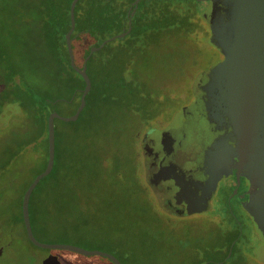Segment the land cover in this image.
I'll list each match as a JSON object with an SVG mask.
<instances>
[{"label": "rangeland", "instance_id": "1", "mask_svg": "<svg viewBox=\"0 0 264 264\" xmlns=\"http://www.w3.org/2000/svg\"><path fill=\"white\" fill-rule=\"evenodd\" d=\"M85 1L79 3L78 9H84ZM145 5L159 12L173 11L177 16L199 14V6L190 0H153ZM54 12L57 23L55 36L60 40L63 39L60 24L66 21L63 3ZM118 12L119 15L115 17L119 19L105 27L104 33L94 35L84 43H75L76 64L80 63L79 59L87 47L98 46L123 31L121 18L124 11L121 9ZM43 17L39 0H0V88L5 84L7 67L17 64L21 51H25L22 57L25 67L34 70L39 78L49 70L55 72L47 65L52 52L44 44L49 34L41 28ZM196 17L194 20L201 26L200 31L190 34L189 38H172L166 33L162 35L161 41L152 38L147 43L150 49L131 56L130 64L125 69L126 77L137 80L144 87L150 84L154 88L153 92L159 95L158 98L165 100L158 118L149 125L151 128L166 125L176 110L188 104L192 99L191 85L195 77L221 60L218 50L204 39L209 33L206 24L199 15ZM81 29L77 12V23L72 35H77ZM120 39L108 43V49L95 52L94 58L99 61L110 55L111 64H120L117 62L121 52L118 51ZM115 54L116 57L112 59ZM15 81L21 80L16 76ZM75 81L79 82V79L76 77ZM60 94L64 96L67 93L63 91ZM1 100L9 101L8 98ZM63 101L65 98H60L53 106H47L46 110L43 108L44 113L55 111L64 117L70 116L75 104L68 105ZM7 104L0 103V156L9 143L14 144L20 138L21 133V119L7 115ZM42 119L43 116L38 120L40 126ZM61 122L54 121V164L59 169L57 177L42 181L30 197V204L33 201H46L48 226L39 228L35 223L32 224L36 238L41 243L67 244L88 251L105 252L115 256L122 264H221L225 254L230 255L229 240L232 238L226 240L223 232L233 229L236 234L239 227L230 217L228 202L220 211L205 209L199 214L175 217L162 211L153 195L150 197L147 193L142 195L133 190L135 185L139 188L144 183L140 140L149 127H143L135 136V147L127 155L129 160L122 165L114 184V180L108 177V169H104L106 176L97 180L89 179L85 173L79 181L71 179L73 173L67 170L69 163L65 157L63 139L68 138L72 127ZM133 125L129 126L128 133L133 131ZM30 134L34 136V129ZM30 134L23 137L28 138ZM44 139H47V131L43 132L41 139L29 145L0 177V264H42L48 255H54L61 264H110L103 257L39 249L26 240L19 223L20 196L32 178L44 169ZM134 174L137 180H134ZM56 183L72 187L73 190L69 193L64 190L61 195L54 194L51 188ZM148 192L151 194L150 190ZM235 203V200L231 201L233 209ZM235 213L240 221L239 226L243 228V235L233 250L232 259L222 264H260L253 256V244L248 243L254 236L251 224L242 214ZM78 216L79 224L72 225L75 219L78 221ZM64 221L67 223L64 224ZM238 254H243L246 259L237 262Z\"/></svg>", "mask_w": 264, "mask_h": 264}, {"label": "trees", "instance_id": "2", "mask_svg": "<svg viewBox=\"0 0 264 264\" xmlns=\"http://www.w3.org/2000/svg\"><path fill=\"white\" fill-rule=\"evenodd\" d=\"M39 1L41 2L44 14L41 28L49 34L44 44L52 52L50 53L51 59L47 65L50 68L52 67L55 72L49 70L45 76L39 78V75L34 70L25 67V62L22 59L25 51L18 53L19 60L14 67H7L5 84L0 88V99L8 98L9 101L1 100L0 103L5 102L9 103L7 105H15L18 107L17 112L10 113L6 111V113L7 115H14L21 119L19 123L21 133H19L20 138L16 142H13L14 144L9 143L1 153L0 177L5 174L8 167L16 158H20L21 153L29 145L36 142L38 138H42L43 132L46 131L47 127L45 119L52 112L45 111L44 113L43 108L46 110L47 106H53L57 100L65 98L64 103L68 105L75 104L74 111L71 113L72 115L79 105L80 96L85 86L82 78L70 66L65 45L64 35L70 27L69 6L72 0ZM81 1L83 0L77 2L74 9L75 22L77 23L78 12V20L82 28L77 35H71L74 58L75 49L77 50L75 43H84L92 36L104 33L105 27L110 26L114 21L119 19V17H115L117 15H115L109 2L106 0H100L99 7L95 6L94 0H87L85 1L84 9H78ZM60 3H63L66 21L62 24L59 22L60 26H62L63 33V36L61 35L63 39L60 38L59 40L55 36V24L57 23L54 10L59 7ZM141 17L142 19L139 17L138 21L133 24L131 31L123 39H120L118 51L120 50L121 52L117 60L120 64H111L109 60L110 55L98 61L94 58L95 52L89 57L86 63V73L90 79L91 88L85 97V106L76 121L61 122L72 127L71 134L68 138L64 137L63 139L66 148L65 157L69 163L67 170L70 169L71 174L73 173L71 179L79 181L85 173L89 179L97 180L99 177L106 176L104 169H108V177L113 179L115 184L116 180H118V173L121 172L122 165L129 160L127 155L135 147V141H133L135 136L138 135L143 127H149L158 118L162 105L165 103V100H160L158 98L159 95L153 92L154 88L150 84L144 87L137 80L125 76V69L130 64V57L135 56L136 53H145L150 49V46L147 44L149 40L156 37L157 41H161L164 33L172 38H189L190 34L201 30L200 25L196 23L192 14L177 16V13L175 14V12L170 10L160 12L153 10ZM85 34H87V37H85ZM83 36L85 40H83ZM108 43L99 52L108 49ZM58 48H60V51H58ZM91 48H86L79 59V64L74 62L77 67H82L84 59L88 56ZM115 57L116 54L112 59ZM16 76L21 80L20 82L15 81ZM76 77L79 79V82L75 81ZM63 91L67 93V96L60 94ZM158 108L160 109L159 111ZM42 116L43 123L40 126L38 120ZM130 125H133V131L128 133ZM33 129L34 136L32 137L30 133ZM27 133L30 136L24 138L23 136ZM44 142L46 155L44 161L45 167L47 161V139H44ZM58 171L59 169L54 164L52 171L37 184L31 196L36 192L42 181L49 178H56ZM133 177L134 180H137V175L134 174ZM29 184H27L25 189ZM135 186L136 188L134 187L133 189L135 192H140L142 195L145 193L142 187L139 186V190L138 186ZM25 189L20 196L19 205H21V198ZM51 189L52 193L58 195H61L64 190L68 191V193L73 190L72 187H65L64 184L60 185L57 183ZM45 202V200L39 202L33 201L30 204L29 200V218L35 238L36 235L33 231L32 224L35 223L39 228H46L49 224L48 214L45 211ZM77 218L78 221L75 219L73 224L72 222L70 224L78 225L80 216ZM19 223H21L23 233L29 242L24 230L21 211ZM66 223L67 221H64V224ZM106 260L110 264H113L108 259Z\"/></svg>", "mask_w": 264, "mask_h": 264}, {"label": "water", "instance_id": "3", "mask_svg": "<svg viewBox=\"0 0 264 264\" xmlns=\"http://www.w3.org/2000/svg\"><path fill=\"white\" fill-rule=\"evenodd\" d=\"M79 0H72L69 6L70 27L65 34V45L69 57L70 66L84 81V88L80 96V102L75 112L67 117L52 111L47 118V161L42 172L38 173L29 186L25 189L21 198V217L24 230L29 242L43 250H65L81 256H98L111 261L113 264H122L115 256L101 252L88 251L82 248L67 244H45L38 241L32 232L29 218V200L31 193L37 184L45 178L53 169L55 156V127L54 121L74 122L85 106V97L90 91L91 82L86 73V63L89 57L104 47L106 43L116 38H123L129 31L118 34L102 42L97 47H92L88 56L84 59L81 68L74 63L72 51L71 35L76 22L74 9ZM214 5L212 11H206V16L210 11V16L206 17L211 35L208 44L215 47L223 54V59L208 69L199 73L192 85L191 92L195 100L181 108L174 115L172 123L185 113L191 121L187 123L188 131L205 127L210 130L209 137L214 134L222 139L230 132L239 140L240 146L246 148L248 155H259V159H264V0H211ZM137 2V1H136ZM211 5V3H210ZM130 25V22H129ZM18 111L15 105H9L7 112ZM253 118L252 123L248 118ZM233 127V129H232ZM150 131L144 137L153 134ZM215 132V133H214ZM226 132V134H225ZM243 132V133H242ZM224 133V134H223ZM228 136V135H227ZM232 136H229L230 138ZM143 144V141H142ZM217 147V145H213ZM192 149V148H191ZM191 149L187 152L191 155ZM220 152L210 146L205 152L200 154L207 160L206 169L217 172L215 166L220 157ZM177 161L183 163L182 151L176 155ZM264 162V160H263ZM175 172L176 169L170 167ZM264 170V163L262 164ZM154 182L149 185L155 189ZM264 197V195H263ZM158 201L160 204L161 199ZM165 207V206H164ZM207 209L204 201L201 206H191L186 213L202 211ZM1 254V249H0ZM42 264H61L54 255H48L42 260Z\"/></svg>", "mask_w": 264, "mask_h": 264}, {"label": "flooded vegetation", "instance_id": "4", "mask_svg": "<svg viewBox=\"0 0 264 264\" xmlns=\"http://www.w3.org/2000/svg\"><path fill=\"white\" fill-rule=\"evenodd\" d=\"M106 1L109 2L115 15L119 14L118 10L122 9L124 11V15L121 18L124 28L121 33L127 32L129 27L131 31L133 24L138 21L139 17L142 19L141 16L153 11L151 7L145 5L153 0ZM163 1L169 2L172 0ZM190 1L199 6V14L196 15H199L208 28L209 33L205 35L207 38L204 37L208 43L211 31L206 17L210 16V11L206 16L204 14L209 9L212 11L214 3L211 0ZM94 4L99 7L100 0H94ZM196 15H193V17L197 18ZM218 52L221 54L222 60L223 54L219 50ZM194 100L195 97L192 94V99L185 106H188ZM180 110L181 108L171 115L166 125L155 128L150 127L142 134L140 149L144 179L142 188L144 187L145 190L143 195L146 193L150 197L153 195L156 205L162 211L175 217L202 213L204 210L188 214L186 211L191 206H201L204 201L207 204L206 210L210 211L212 209L220 211L222 206L228 202V210L231 212L230 217L237 223L239 232L235 234L233 229L224 230L223 237L226 240L232 238L229 240L231 252L228 256L226 253L224 260L220 261V263L222 264L225 260L232 259L233 250L243 235V228L239 226L240 221L235 213L239 212L249 221L252 227L254 236L248 243L253 244V256L260 264H264V170H262L264 159L260 160L259 155H248L246 148L243 149L239 140L234 135H229L230 132L228 134L225 132L226 136L222 139L223 141H219L216 140V138H219L216 134L209 137L210 130L205 129L203 126L199 130L188 131L186 127L191 119L185 113L178 116L172 123L174 115ZM247 120L255 127V124L252 123L253 118L249 117ZM150 131L155 132L144 137ZM229 136L232 137L228 138ZM213 145H217V147H213ZM210 146L214 149V153L216 150L221 153L215 166L217 172H213L212 169H206L204 165L207 160L200 157V154L205 152ZM190 149L191 155L187 152ZM178 151H182L184 164L177 161L176 156H172V152L176 155ZM170 167L175 168L177 172L170 170ZM149 182H154L155 189L149 185ZM149 190L151 194L148 192ZM157 197L161 199V203L165 207L160 204ZM232 200L236 201L235 211L231 204ZM243 259H246L245 256L238 254L236 261L242 262Z\"/></svg>", "mask_w": 264, "mask_h": 264}]
</instances>
